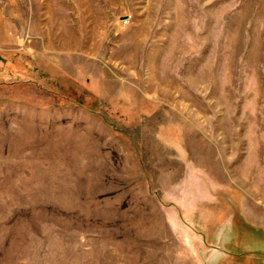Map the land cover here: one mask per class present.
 Instances as JSON below:
<instances>
[{
	"label": "rangeland",
	"instance_id": "374dc122",
	"mask_svg": "<svg viewBox=\"0 0 264 264\" xmlns=\"http://www.w3.org/2000/svg\"><path fill=\"white\" fill-rule=\"evenodd\" d=\"M0 264H264V0H0Z\"/></svg>",
	"mask_w": 264,
	"mask_h": 264
},
{
	"label": "crops",
	"instance_id": "0c3cea01",
	"mask_svg": "<svg viewBox=\"0 0 264 264\" xmlns=\"http://www.w3.org/2000/svg\"><path fill=\"white\" fill-rule=\"evenodd\" d=\"M4 71H5V73H6L7 75H9V74L12 75V74H14V71H8L7 68H5ZM9 72H10V73H9ZM6 74H5V75H6Z\"/></svg>",
	"mask_w": 264,
	"mask_h": 264
}]
</instances>
